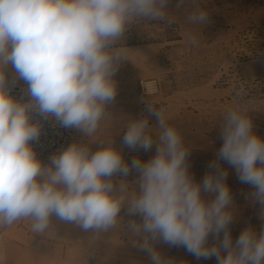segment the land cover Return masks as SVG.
I'll use <instances>...</instances> for the list:
<instances>
[{
	"label": "clouds",
	"instance_id": "obj_1",
	"mask_svg": "<svg viewBox=\"0 0 264 264\" xmlns=\"http://www.w3.org/2000/svg\"><path fill=\"white\" fill-rule=\"evenodd\" d=\"M187 0H178L177 8ZM169 0H0V227L31 218L32 230L43 233L53 213L82 230L107 231L120 224L127 205V229L151 264H174L156 247L158 241L182 246L197 259L215 256L217 264H264V230L245 228L233 244L232 196L225 183L224 160L239 180L255 188L252 198L264 219V139L254 131L249 106L235 103L221 117L222 147L202 184L189 173L186 145L180 130L169 123L163 108L148 106L147 116L129 119L123 144L156 154L147 162L134 158L139 173L136 189L118 185L114 174L127 176L130 167L111 137L98 138L107 106L117 95L115 74L129 59L124 34L140 21L172 22ZM191 25H204L209 14L195 9ZM11 64L28 85V102L14 99L6 87ZM49 115L65 128L81 130L105 147L90 154L87 144L72 143L42 166L29 142L38 140L40 126L30 112ZM155 134V140L154 135ZM203 194H215L205 200ZM223 232V238L220 234ZM210 234L219 242L208 244ZM226 252V254H225Z\"/></svg>",
	"mask_w": 264,
	"mask_h": 264
},
{
	"label": "rangeland",
	"instance_id": "obj_2",
	"mask_svg": "<svg viewBox=\"0 0 264 264\" xmlns=\"http://www.w3.org/2000/svg\"><path fill=\"white\" fill-rule=\"evenodd\" d=\"M177 2L169 0L167 5L171 23L140 21L125 32L123 44L130 50L129 59L120 64L115 74L117 95L107 106L109 118L97 136L101 140L111 137L131 169L134 158L141 162L153 158L157 145L154 142L148 151L125 146L127 122L147 116L149 126L157 128V118L148 112V106L163 108L169 123L180 130L190 148V175L202 184L205 175L215 171L209 165L217 160L223 144L221 117L228 107L247 104L253 131L264 139V0H187L180 8ZM198 8L208 12L209 21L191 25L186 18ZM8 67L16 74L11 64ZM147 79L158 82L156 94H142L140 81ZM24 83L22 80L19 84ZM101 140L92 141L77 129L73 143L87 144L92 154L106 146ZM219 167L228 173L225 183L234 210L228 228L233 244L245 228L251 227L259 235L264 230V219L261 206L252 198L255 188L242 183L235 168L226 161L219 160ZM111 179L116 185L124 181L130 190H138L139 173L135 169L127 176L116 173ZM203 195L205 200H211L215 194ZM119 218L120 224L115 228L90 230V237L98 240L95 248L106 258L101 264H151L148 255L139 250L137 238L127 229L129 220L140 223L141 217H130L125 205ZM218 242L210 234L208 244ZM155 247L174 264H217L215 256L197 259L182 246L158 241ZM109 259L113 262L109 263Z\"/></svg>",
	"mask_w": 264,
	"mask_h": 264
},
{
	"label": "crops",
	"instance_id": "obj_3",
	"mask_svg": "<svg viewBox=\"0 0 264 264\" xmlns=\"http://www.w3.org/2000/svg\"><path fill=\"white\" fill-rule=\"evenodd\" d=\"M5 75L7 88L19 85L22 81L13 70H9L8 65ZM32 223L31 218H23L11 226L0 227V264L106 262L105 256L100 255L95 248L98 240L90 237V230L84 231L75 223L62 221L55 213L50 217V224L43 233H35L31 227ZM108 261L113 262L111 259Z\"/></svg>",
	"mask_w": 264,
	"mask_h": 264
},
{
	"label": "built area",
	"instance_id": "obj_4",
	"mask_svg": "<svg viewBox=\"0 0 264 264\" xmlns=\"http://www.w3.org/2000/svg\"><path fill=\"white\" fill-rule=\"evenodd\" d=\"M140 88L143 95H153L159 91V84L154 79L141 80ZM27 89V83L8 87L9 94L21 102H28L31 99ZM30 117L31 122L39 124L40 135L38 140L30 141L29 144L36 157L41 158L46 166H49L53 155L62 152L73 143L77 129L62 127L54 117L49 115L45 118L34 110L30 112Z\"/></svg>",
	"mask_w": 264,
	"mask_h": 264
}]
</instances>
